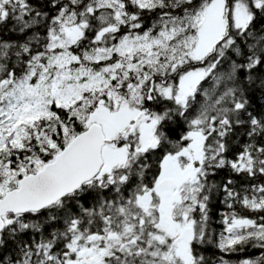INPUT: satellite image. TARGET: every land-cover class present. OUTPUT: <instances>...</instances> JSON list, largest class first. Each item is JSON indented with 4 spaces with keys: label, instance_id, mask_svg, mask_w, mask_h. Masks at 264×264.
<instances>
[{
    "label": "snow or ice",
    "instance_id": "snow-or-ice-1",
    "mask_svg": "<svg viewBox=\"0 0 264 264\" xmlns=\"http://www.w3.org/2000/svg\"><path fill=\"white\" fill-rule=\"evenodd\" d=\"M0 264H264V0H0Z\"/></svg>",
    "mask_w": 264,
    "mask_h": 264
}]
</instances>
